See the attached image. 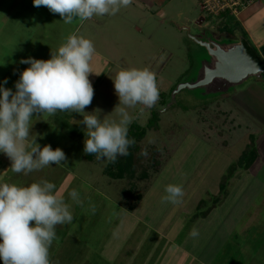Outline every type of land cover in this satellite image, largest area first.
<instances>
[{"label": "rangeland", "instance_id": "rangeland-1", "mask_svg": "<svg viewBox=\"0 0 264 264\" xmlns=\"http://www.w3.org/2000/svg\"><path fill=\"white\" fill-rule=\"evenodd\" d=\"M148 1L132 0L116 15L93 16L94 21H84L77 28V21L65 24L59 14L35 7L33 0H20L14 17L25 18L22 23L34 32L31 45L37 53L41 49L40 55L46 53L43 58L56 51L74 29L78 36H97L92 42L93 73L89 74L94 98L85 112L100 109L94 114L118 122L120 116L114 109L119 98L111 78L122 69L149 68L155 73L159 89L155 106L120 107H126L140 126L147 125L151 111L157 112L155 127L147 128L140 144L157 150L158 172L149 171L146 185L134 178L133 195L119 200L120 192L129 189L127 178L109 176L107 160L84 159L83 116L57 112L47 121L37 120L31 131L40 146L61 148L67 162L27 176L13 173L10 165L2 181L27 186L46 179L55 183L56 194L70 205L74 219L56 227L51 264H264V77L249 78L226 94L203 97L184 90L170 103L174 86L194 73L204 53L180 27L188 26L197 38L204 33L216 40L236 39L239 28L232 19L207 15L200 0ZM35 8L38 14L31 13ZM239 19L263 41L264 9L244 22ZM228 25L233 29L227 30ZM17 37L18 32L12 38L16 41ZM24 69L19 67L21 72ZM251 133L259 157L250 168L233 172L227 194L205 212L210 205L207 199L216 195L221 176L236 161ZM0 160L6 163L1 153ZM168 184L183 187L182 203L162 200ZM73 189L79 192L82 205L68 196ZM137 194H141L139 201ZM200 200L204 205L197 210ZM134 203L133 209L126 208ZM194 227L199 231L195 239L189 236Z\"/></svg>", "mask_w": 264, "mask_h": 264}, {"label": "clouds", "instance_id": "clouds-1", "mask_svg": "<svg viewBox=\"0 0 264 264\" xmlns=\"http://www.w3.org/2000/svg\"><path fill=\"white\" fill-rule=\"evenodd\" d=\"M131 3L132 0H33L35 7L44 6L51 13L59 14L65 24L84 22L93 16H114ZM94 54L92 41L73 32L56 51H51L50 59L29 57L20 61L30 67L19 74L15 92L0 85V153L11 161L13 173L27 176L52 164L67 162L61 148L41 147L36 136H32L31 129L37 120L47 121V117L57 112L83 116L80 123L86 126V155L115 163L118 157L129 154V148L136 143L128 136L129 125L135 118L129 115L126 107L139 104L152 108L156 105L159 99L156 75L149 68L118 71L111 79L119 98L114 111L120 119L117 122L101 118L94 114L101 112L100 109L85 112L94 98L89 80ZM139 111L143 113L144 108ZM141 155L146 157L147 150H142ZM55 189V183L46 179L27 186L0 183V260L3 264H51L50 248L58 239L56 227L71 224L74 219L70 205ZM164 191V202L182 203L181 185L168 184ZM68 196L82 205L77 190H71ZM91 210L94 212L95 207L91 206ZM189 236L197 238L198 229L194 227Z\"/></svg>", "mask_w": 264, "mask_h": 264}, {"label": "water", "instance_id": "water-1", "mask_svg": "<svg viewBox=\"0 0 264 264\" xmlns=\"http://www.w3.org/2000/svg\"><path fill=\"white\" fill-rule=\"evenodd\" d=\"M180 29L186 30L188 36L204 49V53L198 59L194 73L174 86L170 103L176 94L184 90L203 97L226 94L249 78L264 77V62L244 36L223 40H216L212 35L197 38L190 34L188 26L183 25Z\"/></svg>", "mask_w": 264, "mask_h": 264}, {"label": "crops", "instance_id": "crops-1", "mask_svg": "<svg viewBox=\"0 0 264 264\" xmlns=\"http://www.w3.org/2000/svg\"><path fill=\"white\" fill-rule=\"evenodd\" d=\"M19 1L20 0H0V3L3 4V6H0V85L11 89L13 92H15L16 90L15 83L16 81L19 80V74L21 73L19 67L27 68L28 66V64L20 63L22 59H27L31 57L34 59L48 60L51 58L50 53L47 54L49 55L48 57L43 58V56L46 55V53L44 52V55H42V53L40 55L41 49H39V52L37 53L36 47L31 45V42L35 41V37L33 36L34 32L31 34L30 28L26 27L25 24L22 23L24 17H21V15H19L17 18L14 17L15 14L14 9L17 7V10H19L17 6V3ZM143 1L150 3L148 0H143ZM164 1L165 0H151V4L153 3L164 4ZM263 9H264V0H248L247 4L240 10L238 14L235 15L236 17L235 19L238 21L241 29L249 34V38L247 40L254 47L256 52L259 55L261 54L262 56H264V39L263 41H260L256 37H254L253 34L248 31V29L246 30L243 24L240 23L239 17L241 18V21L244 22V20H247L250 17L255 16L256 13L262 11ZM44 10H48V9L44 7ZM31 11H32L31 13L38 14V9L36 8ZM91 21H94V17L91 18ZM81 24L82 22L77 21L75 28H77ZM75 30L76 29H74V31ZM17 32H18V37L16 38V41H14L12 37ZM83 35L85 36V38L90 39L92 42H95V38H97L95 34L85 33ZM109 38L113 39L112 36H110ZM262 60H264L263 57ZM5 80H7L6 84L3 83ZM50 117L52 118L54 116H49L47 117V119ZM1 154H2V158L6 159L5 164L2 163L3 160H0V183H3L4 180L2 181V173L4 172L7 166L11 165V161L5 154L3 153ZM258 157H259V153H258ZM0 264H3L2 260H0Z\"/></svg>", "mask_w": 264, "mask_h": 264}, {"label": "trees", "instance_id": "trees-1", "mask_svg": "<svg viewBox=\"0 0 264 264\" xmlns=\"http://www.w3.org/2000/svg\"><path fill=\"white\" fill-rule=\"evenodd\" d=\"M216 17L232 19V21L238 25L237 26L239 28L238 35H242L246 38V35L241 29L238 21L230 13L224 12ZM229 29L232 30L233 27L228 25L227 30ZM156 118H157V112L151 111L146 126H140V124H138L136 121H133L129 125L128 136L129 138L135 139L136 141L135 145L129 148V154L127 156H120L117 158L115 163L108 162L106 165L105 170L109 176L117 177V178H122V177L127 178V181L130 183L128 185L129 189L126 190V192H124L123 190L122 192H120L119 200H123L122 198H125L126 195L128 196V194L131 196L132 191L135 188L133 187L134 178L139 180L143 179L145 183L144 185H146L148 184L149 171L158 172L160 161H159V154H157V150L154 147L150 149H146L140 144L141 140L143 139V136L147 131V128L155 127L154 121L156 120ZM144 149H146L148 153L146 157L141 155V152ZM83 157L87 161H92L93 159L96 158L95 155H86L85 153L83 154ZM257 157H258V151H257V147L255 146V135L251 133L248 135V142L242 149L236 161L229 164L226 173L221 176V179L218 184V192L216 193V195H212L207 199V202L210 203V205L208 206L207 210H205V212L210 211L219 201L222 200L223 196L227 194L226 187L233 172L237 169L246 170L250 168L251 165L256 161ZM136 198L139 201L141 199V194H137ZM203 205H204V200H200L197 206V210L202 208ZM134 207H135V203L133 205H129L126 208L128 210H131ZM205 214L206 213H203L202 215L204 216Z\"/></svg>", "mask_w": 264, "mask_h": 264}, {"label": "built area", "instance_id": "built-area-1", "mask_svg": "<svg viewBox=\"0 0 264 264\" xmlns=\"http://www.w3.org/2000/svg\"><path fill=\"white\" fill-rule=\"evenodd\" d=\"M247 2L248 0H200L204 12L213 17L224 12L235 16Z\"/></svg>", "mask_w": 264, "mask_h": 264}, {"label": "flooded vegetation", "instance_id": "flooded-vegetation-1", "mask_svg": "<svg viewBox=\"0 0 264 264\" xmlns=\"http://www.w3.org/2000/svg\"><path fill=\"white\" fill-rule=\"evenodd\" d=\"M203 34V36L202 37H204L205 35H204V33H202ZM206 34V33H205ZM221 40H223V39H221Z\"/></svg>", "mask_w": 264, "mask_h": 264}]
</instances>
